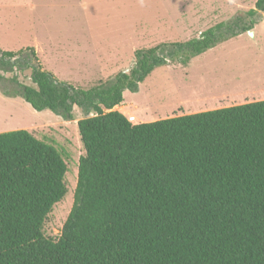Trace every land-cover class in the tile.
<instances>
[{"label":"trees","instance_id":"1","mask_svg":"<svg viewBox=\"0 0 264 264\" xmlns=\"http://www.w3.org/2000/svg\"><path fill=\"white\" fill-rule=\"evenodd\" d=\"M262 16L257 0L245 17L137 49L89 88L58 80L34 47L0 49L3 73L31 78L0 73L2 92L67 120L78 107L84 150L52 238L43 226L67 192L62 153L26 129L0 132V264H264V99L135 124L114 109L155 68L186 67Z\"/></svg>","mask_w":264,"mask_h":264},{"label":"rangeland","instance_id":"2","mask_svg":"<svg viewBox=\"0 0 264 264\" xmlns=\"http://www.w3.org/2000/svg\"><path fill=\"white\" fill-rule=\"evenodd\" d=\"M256 1L0 0V49L34 47L42 67L58 80L89 88L127 70L137 49L196 37L218 22L245 17ZM247 34L217 44L186 67L155 68L136 91L123 92L116 109L134 116L135 124L263 99L259 94L264 90L255 88L258 79L248 51L253 42ZM15 74L19 82L31 84L30 69L3 73ZM82 116L78 107L69 120L48 109L38 111L0 89V132L26 129L54 145L66 162L67 192L43 226L52 238L59 237L73 204L78 160L84 154L77 128Z\"/></svg>","mask_w":264,"mask_h":264},{"label":"crops","instance_id":"3","mask_svg":"<svg viewBox=\"0 0 264 264\" xmlns=\"http://www.w3.org/2000/svg\"><path fill=\"white\" fill-rule=\"evenodd\" d=\"M249 31L251 34H247L246 36H248V41L250 40L253 42L251 49H248V51H251L249 56L252 58L251 61L253 62L252 74L254 78L258 79V84L255 83L257 84L255 88L264 90V17L259 19ZM243 34L244 33H241L236 37H240ZM259 96L264 99V94H259ZM119 105L115 106L114 109L119 107Z\"/></svg>","mask_w":264,"mask_h":264},{"label":"built area","instance_id":"4","mask_svg":"<svg viewBox=\"0 0 264 264\" xmlns=\"http://www.w3.org/2000/svg\"><path fill=\"white\" fill-rule=\"evenodd\" d=\"M128 121L132 122L134 120V116L127 117Z\"/></svg>","mask_w":264,"mask_h":264}]
</instances>
